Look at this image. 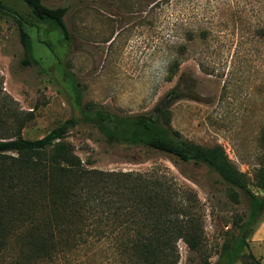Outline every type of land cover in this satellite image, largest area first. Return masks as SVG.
<instances>
[{"label":"rangeland","instance_id":"rangeland-1","mask_svg":"<svg viewBox=\"0 0 264 264\" xmlns=\"http://www.w3.org/2000/svg\"><path fill=\"white\" fill-rule=\"evenodd\" d=\"M42 1L51 8L68 7L67 43L54 27L37 22L22 0H0L24 18L33 44L27 57L15 18L0 11V139L14 137L18 129L22 138L40 139L77 119L66 142L91 163L88 168L156 170L193 190L202 249L192 251L179 240V264H217L225 241L240 232L236 223L248 219L247 194L237 190L234 201L219 175L203 164L179 162L140 145L110 144L94 116L100 111L123 118L149 115L183 74L198 99L171 107V127L191 143L220 145L251 191L264 195L255 179L264 154V0ZM202 29L208 42L187 40L188 31ZM173 61L180 64L179 72L169 78ZM22 212L19 219H1L16 233L0 240V264H27L19 250L21 238L15 239L25 229ZM247 241L244 254L264 264V214Z\"/></svg>","mask_w":264,"mask_h":264},{"label":"trees","instance_id":"trees-1","mask_svg":"<svg viewBox=\"0 0 264 264\" xmlns=\"http://www.w3.org/2000/svg\"><path fill=\"white\" fill-rule=\"evenodd\" d=\"M22 2L37 22L54 27L66 43L69 41L65 22L68 7L51 8L42 0ZM0 11L15 18L24 52L31 57L32 38L24 18L2 4ZM195 39L208 42V31H188L187 40ZM181 49V54L187 52L185 45ZM179 67L178 62H171L169 78L178 74ZM183 99L198 97L181 74L176 86L151 114L123 118L100 111L94 118L110 144L140 145L179 162L203 164L219 175L234 201L238 202L237 190L247 194L248 219L236 223L240 232L225 241L217 264H260L244 250L249 246L247 239L253 223L264 214V195L251 191L245 174L220 145L191 143L171 127V107ZM23 124L19 120L18 128ZM76 124L77 119H68L36 140L22 138L20 129L14 137L0 139V240L16 233L1 225V219H19L18 211L22 209L20 220L25 229L15 239L21 238L19 250L27 264L39 260L68 264H179V240L190 250L200 251L201 234L192 212L196 201L193 190L167 180L156 170L137 173L88 168L91 163L83 162L66 142L69 130ZM260 144L264 149V130ZM255 179L264 191V154Z\"/></svg>","mask_w":264,"mask_h":264}]
</instances>
